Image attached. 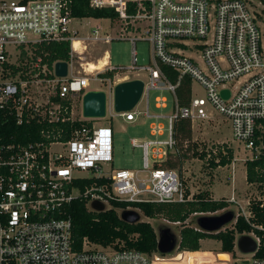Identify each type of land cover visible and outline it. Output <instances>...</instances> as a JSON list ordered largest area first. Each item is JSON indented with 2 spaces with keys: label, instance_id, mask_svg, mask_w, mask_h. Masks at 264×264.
<instances>
[{
  "label": "built area",
  "instance_id": "built-area-1",
  "mask_svg": "<svg viewBox=\"0 0 264 264\" xmlns=\"http://www.w3.org/2000/svg\"><path fill=\"white\" fill-rule=\"evenodd\" d=\"M73 1L0 0L1 124L41 125L39 136L26 141L0 132V264H186V256L180 257L182 251L158 257L131 248L96 245L86 237L81 249L75 250L66 207L78 197L87 199L89 210H93V200L107 209L110 200L173 203L192 199L181 176L165 163L177 145L178 123L207 118V104L229 121L233 139L251 153L249 158L260 153L264 147V45L259 26L262 11L257 6L264 5V0H88L92 7H109L117 13L124 25L121 29L135 32L128 35L132 46L137 38L151 42L152 65L136 66L132 50L129 67L103 66L115 74L147 71L140 98L144 108L136 109V104L128 111H114L125 121L142 115L148 122L147 136L130 138L131 145L142 151L139 169L112 168L110 125L81 123L66 139L59 136L63 128L50 126L90 122L82 113L81 118L72 115L71 102L80 92L82 98L90 76L105 80L98 77L101 69L87 72L82 63L81 71L74 72L70 61L76 50L69 28ZM129 3L135 4L133 11ZM98 31L99 26L93 28V38ZM67 39L70 76L55 74L59 60L49 66L27 51L41 41ZM103 39L110 40L108 35ZM188 40L198 47L196 55L180 47L188 45ZM9 45L19 46L14 60L8 58L14 53ZM159 65L175 72V80ZM86 72L90 76L82 74ZM185 77L189 93L187 101H182L176 90ZM192 81L203 88V95L192 94ZM223 89L227 96L221 94ZM151 90L158 92L155 110L149 106ZM108 100L106 93V112L113 109ZM84 178L93 180L81 189L76 182ZM227 200L234 201L233 197ZM241 215L247 218L249 212ZM254 239L257 246L259 240ZM250 254L243 258L235 251L231 264H264V258Z\"/></svg>",
  "mask_w": 264,
  "mask_h": 264
},
{
  "label": "rangeland",
  "instance_id": "rangeland-1",
  "mask_svg": "<svg viewBox=\"0 0 264 264\" xmlns=\"http://www.w3.org/2000/svg\"><path fill=\"white\" fill-rule=\"evenodd\" d=\"M257 4L256 1H254ZM257 9L262 11V18L264 19V5L259 4ZM260 19L259 26L261 29L262 43L264 45V20ZM99 25V36L110 34L111 38L109 42L103 40L91 39L94 35L93 28L98 25V21L94 18H74L70 23V36L78 39H87V48L83 49L80 53L73 52L71 63L74 67V72L81 71V63L87 61H97L103 52L106 50L109 55V61L111 66H121L123 68L129 67L132 64V50L134 51L135 65L136 66H148L153 64V54L151 42L144 38H137L132 46L131 41L128 39V35L135 34L134 31L122 30L124 26L117 19L112 22L108 18H102ZM137 24V23H136ZM122 25V26H121ZM129 30V29H128ZM76 31V32H75ZM138 34V33H136ZM88 37L90 39H88ZM194 41L188 40L186 46H180L183 51L190 55H196L194 47ZM8 48L14 53L8 56L9 60H14L17 56L14 55L17 52L19 46L15 47L9 45ZM32 48L28 47V52H32ZM26 51V52H27ZM200 63V62H199ZM84 67V66H83ZM104 68V67H102ZM70 70V65H69ZM96 72L95 70L92 71ZM90 76L91 73H82ZM71 73L67 72V76ZM98 77H100L98 75ZM101 78V77H100ZM133 78L147 79V71L134 69L126 70L123 73L113 74L111 77H106L105 80L90 79L88 89H102L105 90L108 96H111L112 101V88L114 84L123 80H129ZM87 89V87H86ZM85 89V90H86ZM191 91L193 95H203V88L195 81H192ZM158 92L151 90L149 92V106L154 109V96ZM162 93H167L166 91ZM74 98L71 102L72 115L76 118H81L82 107L81 98ZM168 94V93H167ZM144 108V99L137 103L136 109ZM209 116L203 120H195L193 122L181 121L176 127V148L168 153L169 157L167 161L172 165L181 176L186 190L189 192L191 198L199 192H208L213 195L214 198L229 199L230 193L234 197V201L228 203V209L234 213L248 215V202L251 199H257L262 197L264 200V188L257 187L256 183L249 184L245 179V166L244 161L250 157L251 153L243 148V145L233 139L230 129L229 121L221 114L216 112L209 104L206 105ZM168 108L162 111L166 112ZM91 123L96 125H110L113 130V156L110 162L113 169L129 168L139 169L141 168V148L133 147L130 143L131 137L147 136L149 133L148 122L142 115L133 122L125 121L122 117L114 114V109L107 110L105 116L95 119H90ZM227 148L232 151V159L226 165H217L213 167L210 164L211 159L217 162L221 154H227ZM204 152L205 156L200 157L199 154ZM166 161V162H167ZM231 198V197H230ZM108 208V206L106 207ZM119 214L121 208H115ZM138 210V209H136ZM224 210V211H226ZM139 211V210H138ZM218 210L215 212H205L190 215L184 224L196 226V217L198 215H214L224 212ZM140 212V211H139ZM141 220L148 221L156 231L159 225H168L170 228L179 235V229L181 224L178 222H171L161 214L153 218L144 216L141 212ZM234 220V219H233ZM232 220V221H233ZM231 221V222H232ZM231 222L226 226H231ZM224 228V227H223ZM246 234V233H244ZM253 237L252 234H248ZM238 236H236L237 239ZM235 239V240H236ZM219 242L213 238H203L200 240V248L197 252L190 254L189 251L180 250L176 248L174 251L165 254V257L169 258L174 256L179 251H182L180 257L186 256V264H231L233 258H230L229 254L221 256L217 253L219 251ZM237 255L243 258H250V252L240 254L236 248ZM156 256H163L161 254H155Z\"/></svg>",
  "mask_w": 264,
  "mask_h": 264
},
{
  "label": "trees",
  "instance_id": "trees-1",
  "mask_svg": "<svg viewBox=\"0 0 264 264\" xmlns=\"http://www.w3.org/2000/svg\"><path fill=\"white\" fill-rule=\"evenodd\" d=\"M134 3H129V10L133 11ZM72 16L74 18L93 17V18H109L112 22L117 19V13L109 7L95 8L90 6L88 0H74L71 5ZM32 52L35 55H39L42 58V62L51 66L55 60H70V41H41L37 44L31 45ZM170 79L175 80V72L164 65H159ZM114 71H106L98 73L101 78L111 77ZM176 93L182 101H187L189 93V79L183 78L181 84L178 86ZM4 120V116L0 115V132H4L8 136L12 135L15 139L26 141L29 139L37 138V130L39 125L36 124H24L15 125L12 123L1 124ZM188 122V121H184ZM81 123L90 124L86 121H66L58 123L52 126L56 129L58 127L63 128V131L59 136L62 139H66L70 135V131L79 126ZM26 129H28L26 131ZM7 132V133H6ZM264 145V133L262 136ZM227 154L223 155L218 152L221 157L217 162H214L212 158L210 164L215 167L217 165H226L231 162L232 151L227 148ZM200 157H204V152L199 154ZM166 165L171 167L170 162H166ZM245 166V179L247 183H256L257 187L264 188V147L260 153L253 155L251 158H247L244 161ZM93 179L84 178L78 180L76 183L82 189L84 185L90 184ZM189 192L186 190V194ZM229 201L226 198L214 199L208 192H199L192 196V199L185 202H173V203H129L126 201L110 200V207L101 211L89 210L87 208V199L83 197L75 198L66 207V216L71 220V239L72 248L80 250L82 246V240L86 237L91 243L108 246L112 245L114 248H131L136 249L147 254H161L156 248L157 234L153 226L145 220H140L134 223H128L119 217L115 208H135L138 209L144 216L148 218L156 217L161 214L165 219L171 222H178L181 224L179 229V241L178 249L189 251L190 254L197 252L200 248V240L203 238H213L219 242V251L217 253L221 256H225L229 253L232 257H235V238L244 233L252 234L254 238H258V244L253 251V256L257 258H264V200L262 197L257 199H251L248 202L249 215L245 218L241 214H236L234 220L231 222V226H224L223 229H219L215 232H206L191 226L184 224L186 219L197 213L215 212L218 210L228 209ZM229 222V223H230ZM164 255V254H161Z\"/></svg>",
  "mask_w": 264,
  "mask_h": 264
},
{
  "label": "water",
  "instance_id": "water-1",
  "mask_svg": "<svg viewBox=\"0 0 264 264\" xmlns=\"http://www.w3.org/2000/svg\"><path fill=\"white\" fill-rule=\"evenodd\" d=\"M67 73V62L59 60L55 63V74L65 76ZM144 83L140 78L123 80L114 84L112 88V103L115 112L128 111L132 109L140 100ZM221 94L228 95V91L223 89ZM82 116L85 118H100L106 114V92L102 89H88L81 98ZM90 208L95 211L104 210V205L98 201L90 202ZM121 220L134 223L141 220V214L135 208H126L120 211ZM234 218L231 210H226L214 215H198L196 225L206 232H215ZM156 248L161 254H168L174 251L178 245L179 235L168 225H159L156 230ZM236 247L241 253L253 252L256 247L254 237L242 234L237 237Z\"/></svg>",
  "mask_w": 264,
  "mask_h": 264
},
{
  "label": "bare ground",
  "instance_id": "bare-ground-1",
  "mask_svg": "<svg viewBox=\"0 0 264 264\" xmlns=\"http://www.w3.org/2000/svg\"><path fill=\"white\" fill-rule=\"evenodd\" d=\"M72 41H73L72 42V48L74 50H78L80 48V46H81V40L78 39V38H73ZM80 49L83 50V48H80ZM107 63H108V54H107L106 51H104L103 54H102V56L99 59H97V61H95V62H93V61H87L85 63H82V65L84 66V70L85 71L92 72L93 70L101 69Z\"/></svg>",
  "mask_w": 264,
  "mask_h": 264
},
{
  "label": "crops",
  "instance_id": "crops-1",
  "mask_svg": "<svg viewBox=\"0 0 264 264\" xmlns=\"http://www.w3.org/2000/svg\"><path fill=\"white\" fill-rule=\"evenodd\" d=\"M83 18H89V19H90V18H93V17H83ZM78 19H82V18H78ZM94 19H95L96 21H98V25H95L94 27L99 26V25H100V22H99V21H100L102 18H94ZM75 32H76V31H75ZM98 33H99V31H98ZM106 35H108L109 38H111L110 34H106ZM75 38H76V37H75ZM88 39H90V38L88 37ZM91 39H93V40H103L104 42H109V41H105V40L103 39V37H101V36H99V35H98L97 38H93V36H92ZM80 40H81V45H82L80 48H83V49H85V47L87 48V45H86V44L88 43V42H87V39L85 38V39H80ZM88 44H89V43H88ZM80 48H79L78 50H76L77 53H80V51H82V49H80ZM105 51H106V50H105ZM106 52H107V51H106ZM107 54H108V53H107ZM108 64L111 65V64H110V61H109V55H108ZM105 69H106V67L101 68V70H98L97 73H102V72H106V71H111V70H107V69L105 70ZM113 74H115V71H114ZM105 78H106V77H105ZM90 79H94V78H92V77L90 76L89 80H90ZM94 80H96V79H94ZM100 81H101V80H100ZM88 86H89V84H88ZM88 86H87V87H88ZM87 90H88V88H87ZM105 92H106V91H105ZM106 93H107V92H106ZM107 95H108V94H107ZM108 98H109V100H111V96H110V97L108 96ZM109 100H108V101H109ZM211 197L214 198L213 195H211ZM223 197L227 198V196H223ZM230 197H233V199H234L235 196H234L232 193H230L229 198H230ZM214 199H217V198H214ZM218 244H219V243H218ZM226 254H229V253H226Z\"/></svg>",
  "mask_w": 264,
  "mask_h": 264
}]
</instances>
